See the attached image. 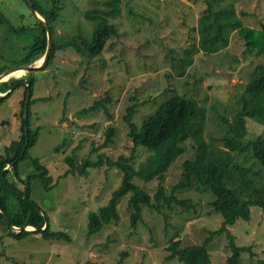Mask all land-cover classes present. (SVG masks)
<instances>
[{
  "label": "rangeland",
  "instance_id": "rangeland-1",
  "mask_svg": "<svg viewBox=\"0 0 264 264\" xmlns=\"http://www.w3.org/2000/svg\"><path fill=\"white\" fill-rule=\"evenodd\" d=\"M57 1L60 9L54 36L59 43L76 34L92 38L98 22L87 18L86 13L109 9V0ZM235 1L238 11L247 13L243 19L251 30V43L244 33L235 31L228 46L193 55L182 74L176 61L183 60L184 48L198 39L195 27L205 6L203 0H121L119 15L111 19L120 35L108 41L102 54L92 56L66 46L57 51L46 68L29 72L34 79L30 124L33 129L40 128L37 145L29 154L38 158L54 179L50 190L44 189L39 178L33 180L32 198L41 214L46 213L52 229L65 231L69 240L45 239L40 232L16 238L7 235L0 223V264H118L121 254V264H184L166 258L170 241L181 239L183 246L198 244L207 230L220 226L222 217L211 204L214 195L194 184L176 193L192 205L189 209L181 205H174L172 210L163 207L165 219L160 212L143 207L142 219L133 229L127 193L118 203L120 219L104 224L97 233H88L89 214L99 212L121 184V170L109 166L107 158L132 156L139 171L134 183L149 193L161 183L169 192L182 178L183 162L194 152L187 142L186 152L159 180V167L152 155L142 148L132 149L129 129L123 122L127 107L136 104L133 122L140 125L173 94L190 96L205 107L206 141L221 145L222 118L232 121L251 72L257 63H264V0ZM0 10L15 26L31 25L36 20L25 0H0ZM260 47L263 52L257 54ZM14 54L0 55V68L12 65ZM24 97L25 88L21 86L0 104V154L3 146L21 133ZM107 97L112 100L106 104L108 112L100 108L80 113ZM110 128L117 134L112 144L103 147ZM247 130V140L264 137V126L255 120L248 119ZM67 157L73 158L77 168L86 159L102 160V164L89 167L86 173L80 168L66 172L70 168ZM33 171L32 164L22 163L23 178ZM251 210L250 220L240 218L230 226L239 245L252 247L251 253H243L242 264H258L264 259V210L257 206ZM208 251L210 264H227L230 250L225 234L215 236Z\"/></svg>",
  "mask_w": 264,
  "mask_h": 264
},
{
  "label": "trees",
  "instance_id": "trees-1",
  "mask_svg": "<svg viewBox=\"0 0 264 264\" xmlns=\"http://www.w3.org/2000/svg\"><path fill=\"white\" fill-rule=\"evenodd\" d=\"M25 1L28 4V1ZM203 2L205 6L195 27L198 39L184 48L183 60L176 61L181 65V74L192 63L193 55L201 51L205 54L213 53L218 48L228 46L231 34L235 31L244 33L249 38V42L252 41L251 30L246 28L243 19L247 13L238 11L235 0H203ZM33 4L38 13L47 21V26L36 20L31 25L15 26L0 10V55L15 53L12 65L2 66L0 73L12 66L31 65L41 60L48 45V29L52 32L53 47L49 60L42 68L50 65L57 51L63 47L71 46L79 53L85 52L97 56L103 53L111 38L120 35L116 24L111 19L119 15L121 0L107 1L109 9H91L86 13L87 18L98 22L92 38L76 34L65 43H59L54 36V21L60 9L58 1L33 0ZM262 52L263 48L260 47L257 54ZM237 60L241 62L239 57ZM28 74L29 72L21 77H9L0 82V94L9 90L12 94L16 88L21 86L25 88L21 111V133L18 139L4 145L3 152L0 154V223L3 224L7 235L16 238L40 232L45 239L67 241L69 238L65 231L53 230L46 213L41 214L32 198L33 180L39 178L44 189L50 190L54 187V179L49 169L38 158H32L29 154L30 150L37 145L40 128L33 129L30 124L31 107L34 104L32 100L34 79ZM28 93H31V97L26 121L24 110ZM9 95L0 98V104ZM132 100L135 101V97ZM111 101L109 97L96 101L80 113L88 114L100 108L108 112L106 104ZM238 104L239 109L232 121L222 118L223 133L219 140L221 147L206 141L205 107L190 96L173 94L140 125L133 122L136 104L127 107L123 122L129 129L128 136L133 144L132 149L135 151L137 148H142L152 155L159 167L157 174L159 180H162L164 172L175 159L180 158L186 152L184 145L187 142L191 144L194 152L183 162L182 178L172 185L169 192L161 183L153 193L143 190L134 183L133 179L138 176L139 171L134 166L132 156H121L116 160L107 158L109 166L121 170V184L112 192L108 203L100 207L99 212L89 214L88 233H97L104 224L120 219L118 203L127 193H130L127 200L130 209V226L134 229L138 221L142 219L143 207L160 212L165 219L167 214L162 209L163 207L172 210L174 205H181L189 209L192 205L188 204L187 199L178 198L176 193L194 184L201 185V187L208 188L214 195L211 204L215 212L221 215V224L216 229L207 230V235L201 243L183 246L181 239L170 241L166 248L169 252L166 258L177 259L184 264H210L208 245L215 236L225 234L230 250L227 264H242L243 253H251L252 247L239 245L230 226L240 218L250 220L253 206L264 210V137L246 139L248 119L255 120L264 126V63L255 65L245 85V93L238 99ZM116 134L117 131L110 128L106 133L107 138L103 147L112 144ZM62 146H65V142ZM245 160H250L251 163L244 164ZM66 161L70 164L66 172H72L77 168L72 157H67ZM11 163H14L12 168L4 169ZM22 163L32 164L34 167V171L25 178L21 175ZM101 164L102 160L95 162L86 159L78 168L86 173L89 167H98ZM26 223H30L37 229L16 231L12 228L23 226ZM45 226L47 227L43 229ZM122 259L123 254L118 264H121ZM15 264L27 263L16 262ZM258 264H264V259L259 260Z\"/></svg>",
  "mask_w": 264,
  "mask_h": 264
},
{
  "label": "water",
  "instance_id": "water-1",
  "mask_svg": "<svg viewBox=\"0 0 264 264\" xmlns=\"http://www.w3.org/2000/svg\"><path fill=\"white\" fill-rule=\"evenodd\" d=\"M27 1H28V4L31 8V11H32L36 21L47 26V21L35 9L34 4H33V0H27ZM47 36H48L47 49H46L45 55L41 59V62L39 65H16L13 67H9L0 73V82L5 81L9 77H12L15 71L24 70V73H28L31 70L42 68L45 65V63L49 60L50 52H51V49L53 47V36H52V32L50 29H48V31H47ZM4 77H7V78L4 79ZM9 94H11V90L7 91L4 94H0V98H3ZM30 97H31V94L29 93L28 99H27L26 105H25V110H24V119L26 121L28 119V111H29L28 108H29V103H30ZM13 165H14V163L8 164L4 169H8L9 167H13ZM38 210L41 211L39 208H38ZM46 227L47 226H45L43 229H45ZM12 228L15 229L16 231L36 230L37 229L35 226L31 225L30 223H26L23 226H13Z\"/></svg>",
  "mask_w": 264,
  "mask_h": 264
},
{
  "label": "bare ground",
  "instance_id": "bare-ground-1",
  "mask_svg": "<svg viewBox=\"0 0 264 264\" xmlns=\"http://www.w3.org/2000/svg\"><path fill=\"white\" fill-rule=\"evenodd\" d=\"M24 73V70H18V71H15L13 75H21ZM7 78V77H4V79Z\"/></svg>",
  "mask_w": 264,
  "mask_h": 264
},
{
  "label": "built area",
  "instance_id": "built-area-1",
  "mask_svg": "<svg viewBox=\"0 0 264 264\" xmlns=\"http://www.w3.org/2000/svg\"><path fill=\"white\" fill-rule=\"evenodd\" d=\"M100 137V136H99Z\"/></svg>",
  "mask_w": 264,
  "mask_h": 264
}]
</instances>
